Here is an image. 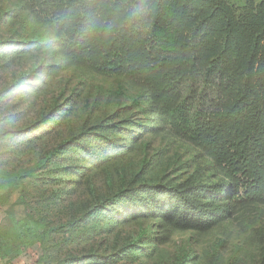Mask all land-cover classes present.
Returning <instances> with one entry per match:
<instances>
[{"label": "rangeland", "instance_id": "obj_1", "mask_svg": "<svg viewBox=\"0 0 264 264\" xmlns=\"http://www.w3.org/2000/svg\"><path fill=\"white\" fill-rule=\"evenodd\" d=\"M224 1L230 23L210 3L193 22L211 18L212 52L232 48L237 36L246 56L261 0ZM1 41L16 45L0 48V264H264V201L228 204L192 191L197 204L219 213L206 227L174 219L178 206L165 185L185 188L223 175L192 141L153 118L140 82L75 54L34 0H0ZM101 133L119 143L123 158L87 159L83 147L104 157L94 141ZM148 186L162 193L165 208L151 199L149 218H129L132 197L103 203L136 187L150 198ZM73 218L82 227L48 233Z\"/></svg>", "mask_w": 264, "mask_h": 264}, {"label": "trees", "instance_id": "obj_2", "mask_svg": "<svg viewBox=\"0 0 264 264\" xmlns=\"http://www.w3.org/2000/svg\"><path fill=\"white\" fill-rule=\"evenodd\" d=\"M34 1L51 12L75 54L97 69L140 82L147 89L153 118L192 141L208 158V167L223 175L220 181L185 188L165 185L164 194L178 206L175 220L184 226L206 227L219 213L197 204L192 191L216 194L228 204L264 201V53L260 57L264 0L256 4L257 22L246 56L237 36L232 48L212 52L211 18L193 22L201 5L210 3L230 23L234 15L224 0H126L117 6L114 1L120 0ZM3 45L16 43L1 41L0 48ZM95 137L104 157L83 147L92 163L124 157L125 150L116 140L102 133ZM141 188L111 194L103 203L116 205L132 197L128 212L135 220L153 216L151 199L159 204L158 210H165L155 186L146 189L150 198ZM74 227H82V220L73 218L48 233L60 235Z\"/></svg>", "mask_w": 264, "mask_h": 264}]
</instances>
